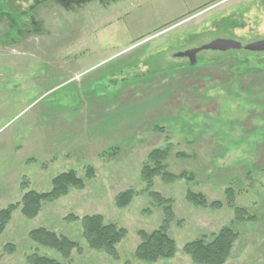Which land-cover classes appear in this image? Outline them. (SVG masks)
Listing matches in <instances>:
<instances>
[{
	"label": "rangeland",
	"instance_id": "obj_1",
	"mask_svg": "<svg viewBox=\"0 0 264 264\" xmlns=\"http://www.w3.org/2000/svg\"><path fill=\"white\" fill-rule=\"evenodd\" d=\"M175 2L168 13L167 0H0V210L20 201L23 180L41 193L60 173L94 170L84 190L44 204L34 220L13 213L0 264H27L36 247L26 236L38 227L77 243L68 261L38 248L61 264H143L133 258L137 232L163 216L140 194V170L168 144V171L194 180L154 181L172 200L176 244L174 258L155 264H192L183 246L233 219L226 207H192L186 191L224 202L227 188L255 222L232 226L239 238L225 264H264V54L202 51L193 65L177 57L215 40L263 39L264 0ZM127 189L139 195L117 209ZM71 214L124 228L119 259L89 250L80 224L63 221Z\"/></svg>",
	"mask_w": 264,
	"mask_h": 264
},
{
	"label": "trees",
	"instance_id": "obj_2",
	"mask_svg": "<svg viewBox=\"0 0 264 264\" xmlns=\"http://www.w3.org/2000/svg\"><path fill=\"white\" fill-rule=\"evenodd\" d=\"M154 130L163 132V129L158 127ZM171 148L172 145L168 144L164 148L151 150L140 170V181L143 185L140 194H146L150 199V204L159 208L163 216L159 227L152 232H137L139 244L134 250L133 258L143 264H155L162 260H170L176 254L175 241L168 234L174 221L172 200L164 198L159 192L153 190L155 179L158 178L164 185H172L181 179L187 182L194 180L192 175L185 172L175 175L168 171L166 160ZM105 154L111 157L115 156L116 152L112 151ZM176 157L185 159L188 156L177 153ZM84 171V178H80L74 170L56 175L51 181L50 189L41 193L29 190V183L23 180L20 184V192L23 193L20 201L9 204L0 210V236L10 223L14 212L19 211L23 219L31 221L37 218L44 204H51L66 197L71 190H84L85 180H91L94 177V170L92 167H86ZM137 195L139 193L133 189L120 192L114 199V205L117 209H124ZM224 197V202H209L202 193L191 190H187L185 193L186 202L196 209L217 211L226 207L233 213L231 223L221 228L216 234L209 238L201 236L183 246L182 253L189 258L192 264H225L239 238V234L233 230L232 226L255 222L254 216L250 215L244 208L235 205L232 188L225 190ZM146 212L148 213V211ZM63 221L67 224H80L82 238L89 250L103 253L114 261L119 259L117 247L127 236V231L124 228H119L114 224H106L100 215L77 217L71 214L66 216ZM26 237L36 247L34 252L27 255V264H61L55 259L38 254V248L57 253L64 261H68L73 251L78 249L77 243L42 227L30 230ZM7 252L10 253L11 250H7ZM124 264L130 263L127 261Z\"/></svg>",
	"mask_w": 264,
	"mask_h": 264
},
{
	"label": "water",
	"instance_id": "obj_3",
	"mask_svg": "<svg viewBox=\"0 0 264 264\" xmlns=\"http://www.w3.org/2000/svg\"><path fill=\"white\" fill-rule=\"evenodd\" d=\"M242 45L239 42L232 40H215L210 44L195 50H190L181 54H178L179 58H186L190 64L193 65L196 61V56L202 51H216V52H227L241 50ZM244 50L250 52H264V41L252 43L244 47Z\"/></svg>",
	"mask_w": 264,
	"mask_h": 264
},
{
	"label": "crops",
	"instance_id": "obj_4",
	"mask_svg": "<svg viewBox=\"0 0 264 264\" xmlns=\"http://www.w3.org/2000/svg\"><path fill=\"white\" fill-rule=\"evenodd\" d=\"M177 5V3L175 2V0H167V8L169 7L170 9L168 10V13H170V12H173L174 11V8H175V6ZM180 16V15H179ZM178 16V17H179ZM181 16H183V14L181 15ZM180 16V17H181ZM177 19V18H176ZM175 20V19H174ZM170 21H173L172 19L171 20H167L166 22L164 21V23L163 24H161V25H164V24H166V23H168V22H170Z\"/></svg>",
	"mask_w": 264,
	"mask_h": 264
},
{
	"label": "flooded vegetation",
	"instance_id": "obj_5",
	"mask_svg": "<svg viewBox=\"0 0 264 264\" xmlns=\"http://www.w3.org/2000/svg\"><path fill=\"white\" fill-rule=\"evenodd\" d=\"M259 41H264V38L261 39V40H258V41H256V42H259ZM256 42H252V43H256ZM252 43H249V44H246V45H242V49H244L245 46H248V45H250V44H252ZM242 49H241V50H242ZM247 52L252 53V54H264V52H250V51H247Z\"/></svg>",
	"mask_w": 264,
	"mask_h": 264
}]
</instances>
